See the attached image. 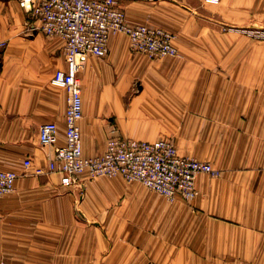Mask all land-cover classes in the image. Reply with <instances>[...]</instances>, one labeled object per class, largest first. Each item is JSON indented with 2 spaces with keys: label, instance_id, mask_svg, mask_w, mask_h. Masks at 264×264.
I'll return each mask as SVG.
<instances>
[{
  "label": "crops",
  "instance_id": "crops-1",
  "mask_svg": "<svg viewBox=\"0 0 264 264\" xmlns=\"http://www.w3.org/2000/svg\"><path fill=\"white\" fill-rule=\"evenodd\" d=\"M119 2L127 23L175 32L178 22L204 16L203 0ZM210 9L239 26L264 27V0H219ZM27 24L16 0H0V169L18 173L14 189L0 196V264H264V39L235 43L229 34L227 62H140L124 35L109 37L105 56H88L79 121L84 156L103 153L115 127L135 139L170 138L181 154L220 172L198 175L197 195L170 212L175 224L105 216L86 224L89 194H77L78 217L74 189L45 171L49 149L38 140L49 121L58 143L64 139L67 93L50 84L66 67L63 42ZM112 105L115 123L106 115ZM151 118H161V128L151 131ZM188 118L195 129L186 128Z\"/></svg>",
  "mask_w": 264,
  "mask_h": 264
},
{
  "label": "built area",
  "instance_id": "built-area-1",
  "mask_svg": "<svg viewBox=\"0 0 264 264\" xmlns=\"http://www.w3.org/2000/svg\"><path fill=\"white\" fill-rule=\"evenodd\" d=\"M16 1L30 16L27 30L42 31L63 42L66 67L56 69L50 78L52 86L67 93L63 142L58 143L55 122H44L38 128L40 145L49 149L46 170L60 173L62 186L77 189L81 198L89 180L120 176L126 181H138L168 200L189 201L198 193L199 174H219L220 170L209 161L181 154L170 138L135 139L121 135L115 127L109 131L103 153L82 154L79 121L83 116V98L79 72L88 56H105L108 39L116 33L127 36L131 52L154 57L177 56L171 32L147 24L127 23L119 0ZM30 164L29 158L23 160V172ZM17 176L14 170L0 169V196L14 189Z\"/></svg>",
  "mask_w": 264,
  "mask_h": 264
},
{
  "label": "rangeland",
  "instance_id": "rangeland-1",
  "mask_svg": "<svg viewBox=\"0 0 264 264\" xmlns=\"http://www.w3.org/2000/svg\"><path fill=\"white\" fill-rule=\"evenodd\" d=\"M218 2L219 0H217V2L203 0L204 16L202 19H197L195 21L193 19L182 20L178 22L182 24L177 32L165 29L172 34L173 44L176 46L178 51L177 56L154 57L143 53H137L140 56V62H227V44L229 34L231 36V41H234L235 43L243 37L248 41H258L264 39L263 25L259 26L251 24L248 26H239L232 23V20L220 19L212 16L214 13H212L210 8L213 5H217ZM238 21L242 22V20ZM114 35H124L126 37V42L128 43V38L125 34L116 33ZM5 46L6 40H0V55ZM0 62H2L1 59ZM79 78L80 83L82 84V70L79 72ZM113 105L112 107L106 108V115L109 117L108 120H110V123H115L116 108ZM151 119L154 120L150 126L151 131L156 128H161V118ZM188 120L191 122L189 121L188 124H186V128L188 130L195 129L193 124L194 119L188 118ZM191 151L192 153L199 151L202 153L207 152L208 154L210 152L209 149ZM189 156L197 158L193 154H189ZM45 171L48 172L46 169ZM72 189H74L77 199L78 190L75 188ZM83 191L85 194H89L88 197L85 196L84 199L86 200V205L89 206V211L92 215L90 216L92 218H87L89 221H87L86 224H100L98 219L99 217L104 216L106 217V220L107 218L121 217L123 218L122 224H132L131 221L133 224H175L178 215L175 214L174 216V214H170V212H173L175 206L180 204L181 201H184L181 199L168 200L153 190L143 186L140 182L126 181L120 176L95 177L87 182ZM122 192H125V197L120 196ZM126 192H130V194L133 195L127 197ZM146 195H149V197ZM77 203L78 209L76 208V212H81L82 204L81 202H78V199ZM121 205H123V208H118ZM104 209H106V211H102ZM76 214L78 217H81V213L77 212ZM74 224L83 223L76 222ZM107 224L118 223L110 221Z\"/></svg>",
  "mask_w": 264,
  "mask_h": 264
}]
</instances>
